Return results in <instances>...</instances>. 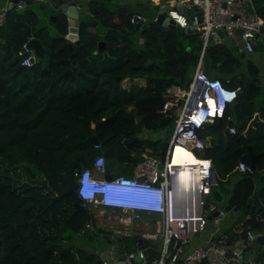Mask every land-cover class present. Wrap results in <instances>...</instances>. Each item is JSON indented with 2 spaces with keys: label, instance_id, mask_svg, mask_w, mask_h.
I'll list each match as a JSON object with an SVG mask.
<instances>
[{
  "label": "trees",
  "instance_id": "obj_1",
  "mask_svg": "<svg viewBox=\"0 0 264 264\" xmlns=\"http://www.w3.org/2000/svg\"><path fill=\"white\" fill-rule=\"evenodd\" d=\"M253 2L264 17V0ZM88 9L101 26L120 30L127 37L121 40L105 35L108 42L104 39L106 46L102 47L107 50H96L99 36L87 35L86 23H82L80 41L91 53L86 55L76 45L72 52L66 37V15L56 12L57 19L50 21L54 32L49 33L34 7L19 15L10 10L7 24L1 28L0 264H102L97 253L76 244L78 229L93 213L75 190L62 193L67 184L64 174L93 164L97 154L92 135L100 141L108 177L117 174L110 172V159L116 158L132 170L145 146L158 151L164 140L142 133L169 123H160L162 116L156 111L164 101L162 92L174 83L184 85L194 70L196 34H190L189 44L182 45L186 36L180 27L166 28L150 21L136 30L131 12L118 14L96 0L88 2ZM29 36L41 40L45 59L36 58L31 66H25L21 58L28 52L20 53V48ZM205 56L206 73L219 77L227 86L243 89L228 103L223 116L209 123L205 145L198 151L200 156L210 157L216 169L217 185L209 198L241 211L235 221L237 227L249 224L264 230V218H255L245 209L249 198L264 197V85L260 83L259 68L246 61V76L227 43L209 46ZM69 68L72 73L65 74ZM76 76L80 84L70 89L66 82ZM256 112L260 119L245 134ZM229 118L235 121L234 131L228 126ZM250 148L256 154L255 169L240 171L239 161L251 163ZM2 166L20 167L29 182L46 186L37 192L18 194L1 179ZM77 204L84 208L74 212ZM256 243L264 244V234L257 237ZM125 248L132 249L126 244ZM259 257L264 262V250Z\"/></svg>",
  "mask_w": 264,
  "mask_h": 264
},
{
  "label": "built area",
  "instance_id": "obj_2",
  "mask_svg": "<svg viewBox=\"0 0 264 264\" xmlns=\"http://www.w3.org/2000/svg\"><path fill=\"white\" fill-rule=\"evenodd\" d=\"M152 1L163 10L159 9L151 20L139 12L136 20L147 26L150 21L158 22V15L163 12L164 19L167 20L158 23L166 27L172 21L186 32H194L200 48L191 78L184 85L174 83L167 86L162 92L163 104L156 110L162 117L172 119L175 115L164 160L161 161L157 151L151 146H145L132 166L133 179L142 180L147 187L144 196L136 199L118 198L108 192L110 185L120 184L128 177L126 174H118L114 179L103 180L107 176L105 158L102 153L94 158L96 179L98 185H102L106 191V202H117L123 207V211H131L136 218H140V213L132 209L134 206L160 212L159 217L153 220L152 227L142 228L135 235V249H125L121 264H264L259 257L264 244L259 245L257 250H252L257 237L264 234L263 229H254L249 224L240 226L236 228L237 235L232 239L226 229L219 227L226 205L223 208L221 203L209 198L212 187L217 185L216 169L210 157L198 154L205 145L199 127L212 122L216 117H222L223 105L233 102L240 89L239 86H227L219 77L205 72L206 50L215 43H227L234 50L239 48L243 55L254 52L255 42L259 39L264 41V17L258 14L253 0ZM11 2L0 0V32L8 12L12 10ZM131 21L134 22L133 16ZM32 37L34 36L28 38ZM25 51L28 53L21 58V63L31 66L37 57L31 48H26ZM25 51L20 48V53ZM149 131L145 130L142 135L150 136ZM231 131H234L232 127ZM177 145L184 151L194 153L195 164L174 160ZM193 147L197 148L196 152ZM130 154L135 155V151ZM237 166L240 171L254 170L243 161H239ZM82 192L85 193L84 190ZM94 201L93 205L98 206L102 197L94 194ZM128 207L131 208L128 210ZM209 225L214 228L206 241L184 251L182 243L191 235L205 231ZM96 228L93 215L84 221L77 233L84 235L88 230L96 232ZM139 237L143 241L142 248L137 244ZM153 242L158 244L157 250L152 257H146V254H142V249ZM123 243L125 246L124 241ZM248 248H251L252 255L244 261L243 252ZM137 253L140 254L139 258ZM100 254L102 264H108L102 251ZM108 254L115 263L118 261L114 241Z\"/></svg>",
  "mask_w": 264,
  "mask_h": 264
},
{
  "label": "water",
  "instance_id": "obj_3",
  "mask_svg": "<svg viewBox=\"0 0 264 264\" xmlns=\"http://www.w3.org/2000/svg\"><path fill=\"white\" fill-rule=\"evenodd\" d=\"M11 5L12 10L14 12H17V14L19 15L20 12L25 11V9H27L28 7H34L36 9V7H38L39 5H43L44 2H48L49 5L57 12V11H61L62 13H64L67 17V22H68V32L66 34V37L69 39V46L71 47V49H74L75 45H78L80 48H82L84 50V52L86 54H90L89 50H86V47L83 43H81L80 39L77 37V33L79 30V26L81 25L82 21H84L85 18H88V23H89V27L91 28V30H94L96 26H98L99 24V19L95 18L92 13L87 10L85 11V7L87 6L88 2L90 0H11ZM111 2H113L115 5H118L116 8V12L118 14H126L129 11V8L127 6L126 3L123 2H118V0H111ZM41 3V4H40ZM80 10H82L83 12L80 13ZM163 10V8L160 9V11ZM55 12V13H56ZM58 14H52L50 15V21L54 22L57 19ZM165 14L162 12L158 15V22H165L166 20L164 19ZM138 16L137 15H133V19H134V24H135V29L136 30H140L143 29L144 27H146V24H142V22L140 20H136ZM175 24H173L172 21H169L168 25L166 26V28H175ZM89 30V28H88ZM104 33L105 35H115L118 36L119 38H126L127 35L124 34L122 31L117 30L115 28L112 27H107L104 29ZM181 32H184V36H189L190 34L194 35V32H186L185 29H182ZM139 40L142 42V38H139ZM197 43V41H196ZM105 46V40L104 39H100L97 43V50H101V47ZM26 48H31L34 51V54L37 58H43L45 56V48L41 42V40L37 37H32V38H28L26 41L25 46L21 47V50L25 51ZM105 47H103L102 49H104ZM200 48V45L195 44L194 46V50H195V54L198 55V50ZM243 55V54H242ZM71 58H73V53H71L70 55ZM74 61V60H73ZM248 63H253L252 59H248L247 60ZM71 74L72 73V69L69 68L65 71V74ZM243 92V89H239L238 93ZM260 119L259 114L256 112L254 113L253 117L249 120L244 133L247 134L248 131L253 127V124L256 120ZM171 118L168 116L162 117L160 123H164V122H168L170 121ZM229 125L233 124V120H229L228 121ZM208 125L209 123H204L202 126L199 127V131L202 137H207L208 136ZM90 139L93 141V143L95 144V153L97 155L102 153V148L100 146V141L97 138L96 135H92L90 136ZM168 145V137L165 136L164 137V141L162 143V146L160 147V149L157 151L161 161L164 160L165 158V153H166V148ZM193 150L196 152L197 148L193 147ZM250 152L252 154L251 157V167L253 169H255V157L256 154L252 153V150L250 148ZM64 178L67 181L66 186L63 188L62 193H65L67 191L70 190H75L77 188V184L73 179V176L70 173H65L64 174ZM76 207L74 208V212H77L79 209H83L84 206L82 204H77L75 205ZM230 205H226V209H230ZM235 208V207H234ZM245 209L246 211L258 214L262 217H264V197L261 196H253L251 198H249V200L246 202L245 204ZM214 213H217L214 212ZM65 226V224H64ZM244 234H241V236H243ZM95 236L96 237H100L102 238V241H105L109 244V248L110 246H112L113 241L115 242V247L118 253V261L115 263L114 260L109 256L108 254V250H100L102 251V254H104L105 258L108 260V264H121L122 263V258H123V254L125 252V246L123 243V235L122 234H116L114 230L112 229H107V228H103L100 226H97L96 228V232H95ZM137 244L138 247L142 248L143 245V241L142 238H137ZM158 244L156 242L151 243V245L149 247H147L146 249H142V254H146V257H152L155 253V251L157 250ZM99 253V257H101V254ZM133 264H136V262H134Z\"/></svg>",
  "mask_w": 264,
  "mask_h": 264
},
{
  "label": "rangeland",
  "instance_id": "obj_4",
  "mask_svg": "<svg viewBox=\"0 0 264 264\" xmlns=\"http://www.w3.org/2000/svg\"><path fill=\"white\" fill-rule=\"evenodd\" d=\"M124 3H126L130 9V12L135 11H140L142 12L147 18L148 20H151L159 11L160 6L156 5L155 2H153L152 0H122ZM103 3L107 4L108 2L104 1ZM41 4V3H40ZM139 4H143V7L139 8ZM110 5V4H109ZM108 6V5H107ZM36 14L39 16L41 22H43L44 24L48 25V32L49 33H53L54 32V25L53 23L50 22V15L52 14H56L55 10L49 5L48 2H44L43 5H39L38 7H36L35 9ZM83 11L80 10V13H82ZM88 18H85V20H87ZM190 39L188 36L184 39H182L181 44L185 45V44H189ZM196 39V38H195ZM140 41V40H139ZM197 41V40H196ZM195 44H197L196 42H194V46ZM255 51L251 52V53H245L244 55H242V52L239 48L235 49V55L236 57L239 59L240 61V66L239 68L242 69V71L245 73L246 76H249L248 70H247V64L246 61L247 59H252L255 63V65L257 64L260 69V83L263 84L264 83V75L262 76V72L264 70V41L262 39H259L257 42H255ZM103 47H101L102 49ZM194 48V47H193ZM1 50V49H0ZM103 50H107L106 48ZM3 51L5 52L6 49L3 48ZM2 51H0L1 53ZM3 54V52H2ZM90 55V54H89ZM42 59H45V57H43ZM208 57L205 56V61L207 62ZM256 65V66H257ZM140 82H142V79H139ZM80 84L79 80H78V76H76V78L74 79H69L66 82V85L70 87V89L75 88L76 85ZM128 82L125 81L124 85H127ZM264 85V84H263ZM175 122V115L174 117L169 121V123H166L162 129H156V130H150L149 131V135L151 136V138L153 139H157V138H162V140H164V137L167 136L169 137L172 129H173V125ZM113 166L110 168V172L115 173V168L114 166L117 164V159L116 158H112L110 159ZM26 173L25 171H23L22 168L17 167V166H13V167H4L2 166V171H1V179L3 180V182L5 184H7L9 189H12L14 192H17L18 194H20V192H26L28 193V191H32V192H37L39 188L46 186L45 184L42 183H32L29 182L26 178ZM255 183L257 186L260 185V180L258 177L255 178ZM228 187H230V184L228 185ZM227 187V189H228ZM227 196V193H226ZM223 208L225 207V202L221 203ZM89 210L92 211L96 224L101 225L104 228H109L115 231V233L119 232L121 228H117L119 227V225L126 223L127 221H129L130 219H138V220H144V218L140 215V218H136L133 216V213L130 211H123L120 209L117 210H110L111 208H100L99 206H94L92 204L89 203L88 206ZM108 209V210H107ZM143 222V221H140ZM137 223V221H136ZM140 229L137 232H131L129 234H131L132 236H125L124 237V242L125 244L128 246V248H132L135 249V243H134V236L137 235L139 233ZM89 235H91L92 237H90ZM77 240L78 242L76 243L78 246L82 247V248H86L89 251H95L96 253H98L100 250H108L109 249V244L107 242H103L102 238H98L95 236V232L93 230H88L86 232V234L84 235H79L77 236ZM94 248V249H93ZM137 258L140 257V254H136Z\"/></svg>",
  "mask_w": 264,
  "mask_h": 264
},
{
  "label": "crops",
  "instance_id": "obj_5",
  "mask_svg": "<svg viewBox=\"0 0 264 264\" xmlns=\"http://www.w3.org/2000/svg\"><path fill=\"white\" fill-rule=\"evenodd\" d=\"M96 1H100V2H108L106 5H109L113 10H116L117 6L118 5H115L113 2H111V0H96ZM119 2H122L121 0ZM124 3V2H123ZM128 6V5H127ZM142 8V4H139V8ZM129 8V7H128ZM89 10L88 9V4L87 6L85 7V11ZM130 12V9L128 11V13ZM140 11H133L131 12V16L133 15H136L137 13H139ZM17 13V12H16ZM127 14V13H126ZM90 17H88L89 19ZM88 19L84 21H82L83 23L85 22L86 24H89L88 23ZM6 23V22H5ZM7 24V23H6ZM82 24V23H81ZM99 25L95 27L94 30H91V28L89 27V32H91L92 34H97V35H101V34H104L105 35V31L104 29L107 28V27H110V26H101V21H99L98 23ZM88 30V29H87ZM141 30V29H140ZM118 39H124V38H119L118 36H116ZM141 42V41H140ZM97 50V48H96ZM74 50H72L73 52ZM248 60V59H247ZM254 63V61H253ZM255 64V63H254ZM257 65V64H256ZM257 67L259 68L260 66L257 65ZM260 69H259V77H260ZM264 75V70L262 72V76ZM264 84V83H263ZM233 120V124L232 125H229L228 123V126L230 128V131H231V127L234 129V119L232 118H229V120ZM228 120V121H229ZM204 138H207V137H204ZM115 168V173L117 174H126V175H131L132 174V170L130 169V167L127 165V164H124V163H119L117 162V164L114 166ZM113 173V172H111ZM235 178H232L231 181H233ZM210 196V195H209ZM226 197V196H225ZM100 208L104 209V207H101L99 206ZM108 210V209H107ZM112 210V209H110ZM114 210H117V209H114ZM112 210V211H114ZM241 211H238L236 208L234 207H231L230 209H226L225 208V213L223 215V217L221 218L220 220V223H219V227L220 228H223V229H226L230 235H233V236H236V228H237V224H236V218L240 217L241 216ZM140 215L144 218V220H138V219H130L129 221H127L126 223L124 224H120L119 227L117 228H121V229H118L120 230L119 232H117L116 234H122L123 237L124 236H132L131 232H137L139 229H142V228H147V227H152L153 226V220L156 219L157 217H159L158 213H153V212H148V211H141L140 212ZM240 215V216H239ZM255 218H261L262 219V216L258 215V214H255ZM249 216V213H247L245 215V217H248ZM264 218V217H263ZM137 221V223H136ZM140 221H143V222H140ZM97 226H100L102 227L101 225H98ZM104 228V227H103ZM214 227H211V225H209L205 231L201 232V233H197V234H193L191 235L186 242H183L182 243V246H183V249L184 251H188L190 248H192L193 246L195 245H198V244H201V243H204L206 241V239L209 237V235H211V231L213 230ZM109 229V228H107ZM100 238V237H98ZM104 242V241H103ZM259 247V245L254 242L252 244V250L255 251L257 250ZM85 249V248H83ZM94 249V248H93ZM126 249V248H125ZM255 249V250H254ZM87 251H89L87 248H86ZM89 252H94L96 253L95 251H89ZM99 255V253H97ZM252 255V252H251V248H248V249H245L244 252H243V256H244V261L247 260L250 256Z\"/></svg>",
  "mask_w": 264,
  "mask_h": 264
},
{
  "label": "clouds",
  "instance_id": "obj_6",
  "mask_svg": "<svg viewBox=\"0 0 264 264\" xmlns=\"http://www.w3.org/2000/svg\"><path fill=\"white\" fill-rule=\"evenodd\" d=\"M229 103H232V102H229ZM227 105L228 103L223 105L224 112H225ZM71 174L73 176L74 181L77 184V188L75 189V194L81 201H83L84 203L87 202L93 205V203L95 202L94 194H96L97 196L102 197V201L99 202L100 204L98 206H101L104 208H111V209L115 208V209L123 210L122 209L123 207L120 206L115 201L106 202V199L104 198L106 191L104 190L102 185L101 186L98 185V180L96 179L97 174H96V170L94 167V163L92 165H84V166L77 167L71 172ZM114 176L108 177V171H107V176L103 180L114 179L113 178ZM127 177L128 178L120 184L110 185L111 188L108 190V192L118 196V198L136 199V198L143 197L144 192L147 188L145 183H143L142 180H139V181L134 180L131 175H127ZM82 190H84L85 193H83ZM130 208L131 207H128V210ZM132 209L139 211V213L141 211H147V210H143L142 207H139V206L138 207L134 206L132 207ZM148 212H153V211H148ZM153 213H158V215L160 214V212H153Z\"/></svg>",
  "mask_w": 264,
  "mask_h": 264
},
{
  "label": "bare ground",
  "instance_id": "obj_7",
  "mask_svg": "<svg viewBox=\"0 0 264 264\" xmlns=\"http://www.w3.org/2000/svg\"><path fill=\"white\" fill-rule=\"evenodd\" d=\"M195 159L196 156L194 155L193 152L189 151H184L180 145L176 146V150H175V157L174 160L177 162H183V163H193L195 164ZM176 164H180V163H176Z\"/></svg>",
  "mask_w": 264,
  "mask_h": 264
},
{
  "label": "flooded vegetation",
  "instance_id": "obj_8",
  "mask_svg": "<svg viewBox=\"0 0 264 264\" xmlns=\"http://www.w3.org/2000/svg\"><path fill=\"white\" fill-rule=\"evenodd\" d=\"M82 23H83V22H82ZM84 23H85V22H84ZM80 26H81V25H80ZM80 26H79V30H78V33H77V37H78L79 39H80V37H79ZM85 26H86V34H87V35H91L92 33L89 32V30H87V29L89 28L90 25H89V24H86ZM98 36H99L100 39H105V40L108 42V40H107V38H106V36H105L104 34H101V35H98ZM99 38H98V39H99ZM76 46H78V45H76ZM105 46H106V45H105ZM78 47H79V46H78ZM96 48H97V47H96ZM104 49H105V48H104ZM83 51H84V50H83ZM84 53H85V52H84ZM90 53H91V51H90ZM85 54H86V53H85ZM86 55H89V54H86ZM73 60H75V59H73ZM73 60H72V61H73Z\"/></svg>",
  "mask_w": 264,
  "mask_h": 264
}]
</instances>
